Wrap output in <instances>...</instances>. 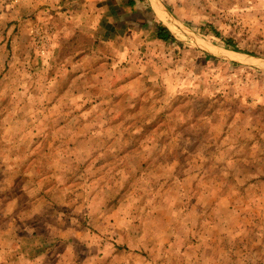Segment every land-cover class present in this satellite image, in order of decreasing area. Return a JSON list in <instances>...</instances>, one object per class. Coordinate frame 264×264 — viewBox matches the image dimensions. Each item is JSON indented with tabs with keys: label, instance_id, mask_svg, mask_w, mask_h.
<instances>
[{
	"label": "rangeland",
	"instance_id": "obj_1",
	"mask_svg": "<svg viewBox=\"0 0 264 264\" xmlns=\"http://www.w3.org/2000/svg\"><path fill=\"white\" fill-rule=\"evenodd\" d=\"M0 264H264V0H0Z\"/></svg>",
	"mask_w": 264,
	"mask_h": 264
},
{
	"label": "trees",
	"instance_id": "obj_2",
	"mask_svg": "<svg viewBox=\"0 0 264 264\" xmlns=\"http://www.w3.org/2000/svg\"><path fill=\"white\" fill-rule=\"evenodd\" d=\"M157 39L161 40L163 42H168V41H174V38L172 36V34L170 33V31L164 27L163 25H159L158 29H157ZM230 45V43H229ZM238 52V51H236Z\"/></svg>",
	"mask_w": 264,
	"mask_h": 264
},
{
	"label": "bare ground",
	"instance_id": "obj_3",
	"mask_svg": "<svg viewBox=\"0 0 264 264\" xmlns=\"http://www.w3.org/2000/svg\"><path fill=\"white\" fill-rule=\"evenodd\" d=\"M155 6V10L160 14L161 10L159 9V6L157 5V3H154Z\"/></svg>",
	"mask_w": 264,
	"mask_h": 264
}]
</instances>
